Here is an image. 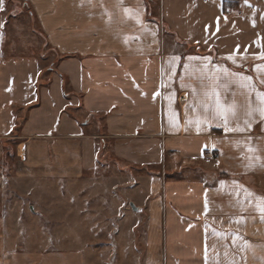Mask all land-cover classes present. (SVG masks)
I'll list each match as a JSON object with an SVG mask.
<instances>
[{
	"label": "crops",
	"instance_id": "0c3cea01",
	"mask_svg": "<svg viewBox=\"0 0 264 264\" xmlns=\"http://www.w3.org/2000/svg\"><path fill=\"white\" fill-rule=\"evenodd\" d=\"M240 3L223 13L222 0H2L1 135L15 123L13 106L27 111L17 171L80 173L98 137L80 125L101 116L118 156L148 165L176 155L200 169L131 208L160 223L164 245L146 264H264V120L247 115L264 93V0ZM225 120L244 131L226 132ZM8 258L1 264H18ZM35 259L27 264H57Z\"/></svg>",
	"mask_w": 264,
	"mask_h": 264
},
{
	"label": "rangeland",
	"instance_id": "374dc122",
	"mask_svg": "<svg viewBox=\"0 0 264 264\" xmlns=\"http://www.w3.org/2000/svg\"><path fill=\"white\" fill-rule=\"evenodd\" d=\"M240 1L222 0L223 13L234 6L238 10ZM152 6L159 12L157 3ZM42 64L46 68L49 63ZM13 110L16 118L9 135L0 131V264L14 255L18 264L47 255L56 257L57 264H64V255L72 264H146V258L160 254V223L149 225V216L132 211L129 202L148 203L164 196L161 187L167 181L197 177L200 169L194 160L165 155L164 163L154 159L146 165L118 156L101 116L98 121L89 116L80 127L84 134L98 136L92 165L67 176L33 175L26 167L18 172L17 135L27 111L18 105ZM148 185L156 189L150 192Z\"/></svg>",
	"mask_w": 264,
	"mask_h": 264
},
{
	"label": "snow or ice",
	"instance_id": "6c2138e0",
	"mask_svg": "<svg viewBox=\"0 0 264 264\" xmlns=\"http://www.w3.org/2000/svg\"><path fill=\"white\" fill-rule=\"evenodd\" d=\"M0 3H2V0H0ZM126 12L129 11V10H125ZM140 21L137 20V23H139ZM258 70H262L264 71V65L262 66H258ZM242 80V86L243 87H247V88H253L254 86L250 83L251 81V78L250 77H242L241 78ZM208 94L205 93V96H207ZM256 97L258 100L261 101V107H257V108H252L251 106L249 107V110L247 112V115L248 116H252L253 113L255 112H258L260 114V117L262 120H264V93H260V92H257L256 93ZM205 107V110H207V105H204ZM216 107H217V115H223L225 109L223 108V106L220 104L219 100H217V104H216ZM234 108H235V105L231 106V110H233V115H235V111H234ZM246 124H248V127L250 128L251 125L248 123V121L246 120L245 121ZM225 131L228 132V131H244L243 128H240V127H237L236 129H231V128H228L227 127V120H225ZM260 211L262 214H264V206H261L260 207ZM206 261H207V257H206Z\"/></svg>",
	"mask_w": 264,
	"mask_h": 264
},
{
	"label": "water",
	"instance_id": "95a60500",
	"mask_svg": "<svg viewBox=\"0 0 264 264\" xmlns=\"http://www.w3.org/2000/svg\"><path fill=\"white\" fill-rule=\"evenodd\" d=\"M129 205H130V207L132 208V209H134V210H136V209H138L139 207L138 206H136L132 201L131 202H129Z\"/></svg>",
	"mask_w": 264,
	"mask_h": 264
}]
</instances>
